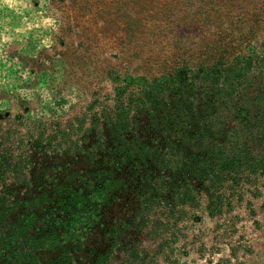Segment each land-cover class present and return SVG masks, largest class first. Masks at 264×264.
Masks as SVG:
<instances>
[{"label":"rangeland","instance_id":"rangeland-1","mask_svg":"<svg viewBox=\"0 0 264 264\" xmlns=\"http://www.w3.org/2000/svg\"><path fill=\"white\" fill-rule=\"evenodd\" d=\"M263 49L264 0H0V133L20 131L33 157L28 186L9 182L2 189L12 206L6 220L35 216L36 231L53 233L57 245L37 252L39 264H55L63 246L73 264H95L112 228L134 218L137 185L126 179L113 204L92 219L62 208L63 185L79 180L88 192L91 165L82 155L37 151L30 128L45 125L53 133L72 123L81 129L74 139L87 148L95 138L86 131L90 117L114 102L116 78L108 72L131 82L161 77L183 63L232 60ZM46 187L49 197L33 209L26 198ZM233 191L231 209L222 215H210L202 195L200 206L180 208L185 213L176 222L164 223L160 209L150 214V227L158 220L162 234L157 241L132 223L122 241L150 248L151 257L156 251L147 264H264V175ZM163 237L172 246L160 253ZM125 254L119 247L112 261L121 263Z\"/></svg>","mask_w":264,"mask_h":264},{"label":"trees","instance_id":"trees-1","mask_svg":"<svg viewBox=\"0 0 264 264\" xmlns=\"http://www.w3.org/2000/svg\"><path fill=\"white\" fill-rule=\"evenodd\" d=\"M108 75L116 78L114 102L90 117L86 131L95 138L87 148L74 139L81 129L72 123L55 127L53 133L45 125L30 128L27 136L35 139L37 151L82 155L90 163L88 192L79 188V180L60 190L62 208L73 213L81 211L92 219L113 204L126 179L136 183L134 218L112 228L107 250L94 263L147 264L156 251L151 257L150 248H128L122 241L132 224L139 231L147 228L150 240L157 241L156 233L162 234L158 220L150 227L152 212L162 210L164 223L170 224L185 213L181 207H198L205 195L210 215H222L231 209V191L252 176L264 175V49L232 60L220 56L211 63H183L161 77L129 82L113 71ZM87 119L80 120L83 126ZM12 133H0V264H39L37 252L57 245L53 233L36 231L35 216L25 220L23 215L13 224L6 220L12 206L2 189L9 182L28 186L33 164L24 149V134ZM48 197L46 187L25 201L34 209ZM159 241L160 253L172 246L165 237ZM119 247L125 259L114 263ZM54 262L73 264L74 255L63 246Z\"/></svg>","mask_w":264,"mask_h":264}]
</instances>
